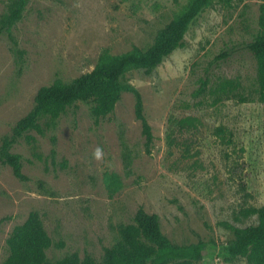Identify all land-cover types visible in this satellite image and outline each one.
I'll return each instance as SVG.
<instances>
[{
	"label": "rangeland",
	"instance_id": "rangeland-1",
	"mask_svg": "<svg viewBox=\"0 0 264 264\" xmlns=\"http://www.w3.org/2000/svg\"><path fill=\"white\" fill-rule=\"evenodd\" d=\"M10 2L0 0V22ZM189 2L29 0L21 18L0 30V147L40 88L90 72L103 51L148 49ZM262 6L264 0H213L157 67L125 74L142 98L150 154L129 92L99 122L91 103L76 102L43 135L19 137L9 152L19 157L26 181L0 160V264L8 236L31 212L51 240L49 262L73 253L99 261L139 207L158 216L173 244L210 243L194 264H246L227 248L232 227L257 222L243 211L264 204V107L248 50L264 34ZM226 81L233 86L223 92ZM203 82L205 91L196 95ZM187 117L195 127L179 130L176 121ZM218 127L232 134L231 144L215 135Z\"/></svg>",
	"mask_w": 264,
	"mask_h": 264
},
{
	"label": "trees",
	"instance_id": "trees-1",
	"mask_svg": "<svg viewBox=\"0 0 264 264\" xmlns=\"http://www.w3.org/2000/svg\"><path fill=\"white\" fill-rule=\"evenodd\" d=\"M28 1L11 0L7 14L0 22L1 31H8L21 18ZM212 1L190 0L187 7L158 32L148 49L132 47L118 55L103 51L90 72L70 83L55 81L40 88L30 112L16 124L12 136L5 138L0 147V160L11 167L13 176L19 181H26L19 157L9 152L12 144L24 133L35 131L38 135H43L45 129L54 128L59 116L76 102L91 103L92 116L95 122H99L113 113L116 103L125 92L134 96L135 118L141 125L145 153L150 154L153 136L144 116L142 98L132 85L124 81V76L131 70L150 71L157 67L165 57L182 45L189 26ZM259 26L264 31V6L261 8ZM248 50L256 60L257 100L264 107V34L257 35L248 44ZM232 86L233 83L226 81L220 90L224 92ZM205 89L206 83L203 82L195 94H201ZM40 120H45L44 126L40 124ZM193 122L196 119L187 117L176 121V124L179 130H187L190 126L195 127ZM215 135L223 143H232V134H227L222 127L216 129ZM124 160L125 169L129 173L130 156L125 154ZM243 214L256 216L257 222L244 228L232 227L233 239L227 251L231 257L243 258L246 264H264V204L258 208L246 209ZM118 234V240L111 247L104 248L99 261L90 256L81 259L73 253L51 263L45 254L51 240L39 215L31 212L8 236V255L2 264H194L201 261L211 247L209 242L204 241L188 246L173 244L163 235L158 216L147 213L142 207L137 209L132 223L119 226Z\"/></svg>",
	"mask_w": 264,
	"mask_h": 264
}]
</instances>
